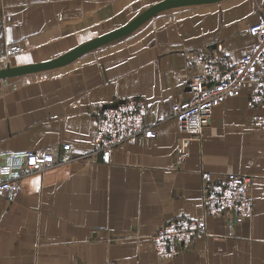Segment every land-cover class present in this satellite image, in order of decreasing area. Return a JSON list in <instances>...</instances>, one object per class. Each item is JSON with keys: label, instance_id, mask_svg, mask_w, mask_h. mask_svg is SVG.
I'll use <instances>...</instances> for the list:
<instances>
[{"label": "crops", "instance_id": "0c3cea01", "mask_svg": "<svg viewBox=\"0 0 264 264\" xmlns=\"http://www.w3.org/2000/svg\"><path fill=\"white\" fill-rule=\"evenodd\" d=\"M158 1L0 0V50L24 45L14 65L49 59ZM262 15L264 0L173 7L65 65L0 79V163L9 152L63 143L72 156L24 170L18 190L0 194V264H264V129L252 123L247 89L212 106L185 155L177 121L164 116L190 98L198 67H188L189 54L208 48L239 60ZM131 96L147 102L154 135L114 146L104 161L92 147L96 111ZM202 170L242 174L252 215L232 228L227 215L208 216L206 233L160 259L150 239L158 225L202 218Z\"/></svg>", "mask_w": 264, "mask_h": 264}, {"label": "built area", "instance_id": "2783aa9c", "mask_svg": "<svg viewBox=\"0 0 264 264\" xmlns=\"http://www.w3.org/2000/svg\"><path fill=\"white\" fill-rule=\"evenodd\" d=\"M249 33L255 38L251 48L243 50L237 61L215 49L196 50L186 59L188 67L195 65L198 71L188 76L187 86L190 98L171 104L170 112L178 123L179 137L177 151L185 155L188 142L199 137L208 122L213 105L227 97L247 89V103L255 111L252 123L264 129V16L250 23ZM25 47L19 42H10L0 50V63ZM147 102L131 96L103 104L96 111V126L92 137L93 149L108 160L110 150L122 142H134L140 135L151 137L154 130L144 122ZM261 109L262 112H257ZM70 144L47 146L42 150H17L9 152L0 163V194H12L18 190L24 170L41 171L55 163L71 159ZM31 161H35L32 163ZM201 197L203 213L200 220L185 215H176L163 221L150 234L155 253L160 259L172 257L180 244L190 243L193 238L206 233L208 216L227 215L226 224L232 228L244 218L252 215V200L248 194L245 177L234 171L213 175L201 171ZM97 264H116L107 259Z\"/></svg>", "mask_w": 264, "mask_h": 264}, {"label": "water", "instance_id": "95a60500", "mask_svg": "<svg viewBox=\"0 0 264 264\" xmlns=\"http://www.w3.org/2000/svg\"><path fill=\"white\" fill-rule=\"evenodd\" d=\"M220 0H160L141 10L126 23L94 36L67 51L41 61L10 65L0 68V79L28 75L65 65L86 52L128 35L158 12L179 6L213 3ZM121 101V100H120Z\"/></svg>", "mask_w": 264, "mask_h": 264}, {"label": "rangeland", "instance_id": "374dc122", "mask_svg": "<svg viewBox=\"0 0 264 264\" xmlns=\"http://www.w3.org/2000/svg\"><path fill=\"white\" fill-rule=\"evenodd\" d=\"M144 8H145V7H144ZM140 11H141V10H140ZM140 11H139V12H140ZM139 12L133 11L132 14H133V16H135V15H136L137 13H139ZM132 14H131V15H132ZM21 45H22V44H21ZM22 46H24V45H22ZM24 49H25V48H24ZM24 49H23V50H19L17 53L13 54V55L8 59V60H9L8 63H6V64L3 63V62L0 63V68H1V67H4V66L7 65V64L14 65V64H13V58H14L16 55L22 53V51H24ZM11 63H12V64H11ZM0 83H2L1 80H0Z\"/></svg>", "mask_w": 264, "mask_h": 264}, {"label": "snow or ice", "instance_id": "6c2138e0", "mask_svg": "<svg viewBox=\"0 0 264 264\" xmlns=\"http://www.w3.org/2000/svg\"><path fill=\"white\" fill-rule=\"evenodd\" d=\"M32 163H35V161H31Z\"/></svg>", "mask_w": 264, "mask_h": 264}]
</instances>
